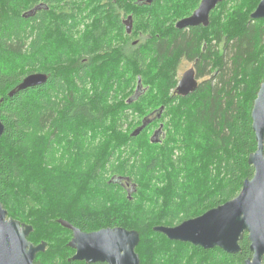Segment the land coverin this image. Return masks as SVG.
<instances>
[{"label": "trees", "instance_id": "16d2710c", "mask_svg": "<svg viewBox=\"0 0 264 264\" xmlns=\"http://www.w3.org/2000/svg\"><path fill=\"white\" fill-rule=\"evenodd\" d=\"M126 1L0 0V203L8 217L33 228L31 244L46 243L35 264H85L69 261L72 233L60 221L85 233L135 230L140 264H245L251 257L246 234L240 252L229 255L169 241L152 229L177 226L233 200L253 177L247 160L256 150L251 110L264 81V19L250 15L261 0H223L208 27L184 30L174 23L189 17L200 0H131V12L124 10ZM128 16L130 36L122 23ZM138 23L144 40L132 45ZM104 53L110 59L98 63ZM183 61L204 78L187 97L176 94ZM149 70L161 81L162 106L153 119H142L137 128L151 122L139 135L132 136L136 128L116 144L117 129L129 119L124 109L156 94L148 85L111 111V101L129 87L120 78L146 81ZM33 74L46 75V82L17 91ZM109 126L113 146L88 176L89 196L73 199L72 173L60 181L47 168L63 147L72 149L93 128ZM153 128L161 129L156 142L146 137ZM121 149L127 156L117 167L112 159ZM160 188H167V203L151 227H143L134 210L147 205L143 199H160ZM109 196L129 205L122 218L115 210L102 212Z\"/></svg>", "mask_w": 264, "mask_h": 264}, {"label": "water", "instance_id": "95a60500", "mask_svg": "<svg viewBox=\"0 0 264 264\" xmlns=\"http://www.w3.org/2000/svg\"><path fill=\"white\" fill-rule=\"evenodd\" d=\"M154 0H139L151 4ZM223 0H201L197 9L189 16L175 24L177 30L195 27H208L210 13ZM38 7L30 12L31 16ZM252 20L264 19V0H261L255 11L250 15ZM126 34L132 32V17L123 20ZM46 75L33 74L22 80L17 91L43 85ZM194 70L185 71L179 79L176 94L187 97L198 88ZM12 91L9 95H13ZM138 95L134 96L136 99ZM133 99H131L133 101ZM130 100V101H131ZM151 122L145 119L141 127L132 136L136 137ZM252 131L254 133L256 150L248 157L254 174L251 179L243 182L240 193L231 201L213 208L203 215L182 222L174 227L156 226L152 230L164 235L169 241L187 243L204 250L220 249L229 255L240 252L239 243L244 234L247 235L251 257L245 264H264V81L260 85L251 110ZM4 126L0 121V137ZM161 129L153 135H160ZM71 231L72 238L68 247L74 251L69 259L72 262L86 264H140L135 252L140 237L134 230L123 228H107L97 232L85 233L67 222H59ZM33 228L17 220L9 218L0 203V264H35L39 253L45 252L46 243L34 246L28 241Z\"/></svg>", "mask_w": 264, "mask_h": 264}, {"label": "rangeland", "instance_id": "374dc122", "mask_svg": "<svg viewBox=\"0 0 264 264\" xmlns=\"http://www.w3.org/2000/svg\"><path fill=\"white\" fill-rule=\"evenodd\" d=\"M130 3H132L131 0L126 1L124 10L129 9V12H131L133 10V9H130L131 8ZM90 12H92V11H90ZM176 23H177V21L174 24H176ZM135 27H136V29H135V33L133 36V42H141L142 43L144 40L142 38V35L144 34L143 24L138 23L137 26H135ZM166 28L167 27H165V31H167ZM131 41H130V43H131ZM111 52L114 53L115 51H111ZM109 59H110V55H107V54L105 55V53H104L103 55H98L97 62L102 64V62L104 60H109ZM164 66L165 65H163V67H161V68L163 69ZM190 67H191V63H187L184 61L181 63V66H180L179 72H178V81H179L181 74L184 71L188 70ZM149 69L152 70L153 66H149ZM157 74L158 73H156V72L153 73L150 71V75H147L146 81L141 80L139 78V75H135V78L133 77V79L132 78L130 79V77H129V79H127L126 81L123 80L124 77H121L120 80H122L124 82L125 87L128 85H129V87H127L126 90L118 96L117 101H115V102L111 101L113 104H111L110 107L111 108L114 107L113 109H111V111L116 110V107H118L119 105L120 106L123 105L125 103V101H127V99H129L133 95L134 96L139 95L140 90H146V87L148 85L151 87V90L156 89L157 85L161 84V81L156 82L157 79L155 77L157 76ZM203 80H204V78L198 79V82L201 83ZM139 83L141 86H138ZM155 92H156V94L150 96V98L148 96L144 97L140 101V103L135 104V105H131L132 107L124 109V110H127L128 115H129V119H127L124 123H122L120 125V127H119L120 130L117 129V132L120 133V136L121 135L122 136L123 135L128 136L133 130H135L137 128V126L140 125L143 118L150 115L154 111H157L160 108V106H162V105H160L161 104L160 96L163 94V91H162V89H156ZM114 129H115V127H114ZM153 129L150 130L148 132V135L146 136L148 140H149V138H151L153 136L154 131H156V129H154V130ZM112 130H113V128H111V126H109L107 128H99V127L93 128L92 130H90V131H92V133H88L79 142L78 141H77V143L75 142L76 146L72 147V149L71 148L66 149L65 147H63L61 149V152L58 154V156L55 157V160H52L50 165L48 166V168H47L48 171L52 172L51 174L56 176L57 180H60V181H61V177L63 175L72 173L70 176L74 181L72 184V187H73L72 192H70V193H72L73 199L78 198L77 200H79L80 197L83 195V193H85V194H87V196H89L88 195L89 192L86 190L87 189V181L89 178L88 176H89L91 170L93 169L94 164H96V162L99 159H101L102 156L105 153H107L111 149V147L113 146V144L111 142V134H113ZM122 136H121V139H118V141H116V144L117 143L120 144V141L123 140ZM72 145H73V143H72ZM34 149H36V147H34ZM124 154L127 156V153L124 152V149H121V150H119V153H117L114 156L112 161H113L115 166L118 167V165L120 163V157L124 158L123 157V156H125ZM42 163L44 165V161H41V164ZM117 177L118 176H112L111 175V179H113V180H114V178H117ZM166 190H167V188H163V189L160 188L161 192L160 191L159 192H160V196H162V197L160 199H158L157 201L156 200L154 201L153 199H151V201L149 202V201H145V199H143V200H141L140 204L147 203V205L143 206V205L138 204L136 206L134 211L137 214L143 216V217L138 216L137 221L143 227L144 226L146 227V225H149L151 227V225L149 224L150 221L152 222L154 217L157 216V213H159V211L161 212L163 210L165 204L167 203V197H168ZM76 193L78 194V196H75ZM105 199H106V205L107 206L104 207L102 212L105 215H107L112 210H115L114 212L116 214H118V218H122L123 214H125V212H126L125 208H128L129 205H127L125 203H121V204L115 203L116 198L114 196H109V198H105ZM83 203L84 202H82V204ZM78 205H80V207H81V204L78 203ZM83 207H85V205ZM142 208H144V210L146 212L145 214L141 213ZM124 217H126V215ZM134 221L136 222V220H134ZM70 240H69V242H70Z\"/></svg>", "mask_w": 264, "mask_h": 264}, {"label": "flooded vegetation", "instance_id": "af4514ba", "mask_svg": "<svg viewBox=\"0 0 264 264\" xmlns=\"http://www.w3.org/2000/svg\"><path fill=\"white\" fill-rule=\"evenodd\" d=\"M36 8H37V7H36ZM40 8H42V4H40V5L38 6V9H40ZM124 20H125V19H124ZM122 23H123V21H122ZM123 26H124V24H123ZM124 28H125V26H124ZM132 29H133V28H132ZM125 32H126V31H125ZM131 34H132V32H131ZM131 34H129V35L127 34V35L130 36ZM131 40H132V41H131V44H132V45H135V44L137 43V42H133V38H132ZM83 60L85 61V59H83ZM191 68L194 70V73H195V76H196V70H195V67H194V64H193V63H191V67H190L189 69H191ZM189 69H188V70H189ZM186 71H187V70H186ZM184 72H185V71H184ZM184 72H183V73H184ZM183 73H182V74H183ZM182 74H181V76H182ZM181 76H180V78H181ZM180 78H179V79H180ZM196 79H197V81H198L197 76H196ZM178 82H179V81H178ZM198 83H199V82H198ZM151 115H152V116H151ZM151 115H150V117H152V118H150V119H153V118H154V114H151ZM156 131H157V130H156ZM154 133H155V132H154ZM159 136H160V135L156 136V138H159ZM85 264H86V263H85ZM101 264H104V263H101Z\"/></svg>", "mask_w": 264, "mask_h": 264}, {"label": "bare ground", "instance_id": "6f19581e", "mask_svg": "<svg viewBox=\"0 0 264 264\" xmlns=\"http://www.w3.org/2000/svg\"><path fill=\"white\" fill-rule=\"evenodd\" d=\"M161 128H162V126H161Z\"/></svg>", "mask_w": 264, "mask_h": 264}]
</instances>
